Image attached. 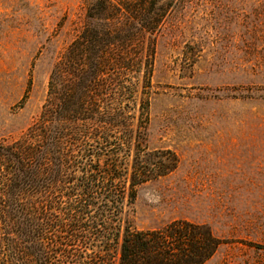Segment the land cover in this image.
Masks as SVG:
<instances>
[{"label":"rangeland","instance_id":"374dc122","mask_svg":"<svg viewBox=\"0 0 264 264\" xmlns=\"http://www.w3.org/2000/svg\"><path fill=\"white\" fill-rule=\"evenodd\" d=\"M146 147L177 158L136 190L137 229L175 220L221 240L204 264H264V0H159ZM85 0H0V141L45 100Z\"/></svg>","mask_w":264,"mask_h":264},{"label":"trees","instance_id":"16d2710c","mask_svg":"<svg viewBox=\"0 0 264 264\" xmlns=\"http://www.w3.org/2000/svg\"><path fill=\"white\" fill-rule=\"evenodd\" d=\"M35 120L0 141V264H204L222 243L204 224L142 230L139 186L176 156L146 147L159 0H85Z\"/></svg>","mask_w":264,"mask_h":264}]
</instances>
